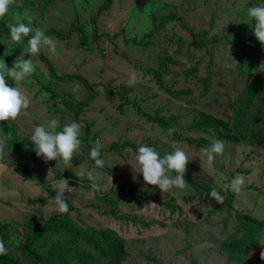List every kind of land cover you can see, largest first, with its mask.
Returning a JSON list of instances; mask_svg holds the SVG:
<instances>
[{"label":"rangeland","instance_id":"1","mask_svg":"<svg viewBox=\"0 0 264 264\" xmlns=\"http://www.w3.org/2000/svg\"><path fill=\"white\" fill-rule=\"evenodd\" d=\"M102 2L17 0L4 18L8 25L15 22L17 14L27 12L32 26L45 31L53 28L67 34L71 27L82 28L86 46L79 45L80 34L73 31L68 37L48 35L57 47L55 51L45 47L41 52L57 74H81L97 82L99 92L76 116L70 106L63 104L62 96L78 103L87 90L77 80H56L38 56L36 72L24 81L15 84L6 77L10 86L21 88L31 100L27 115L16 121H0V140L7 144L0 158V220L15 224L11 245L21 244L25 235L23 222L58 213L43 186L21 175L17 170L21 169L44 183L67 179L71 189L65 192V198L77 208L69 211L70 217L81 225L111 228L124 238L127 255L122 264H225L228 255L220 250L219 243L230 235L242 238L246 231L244 226L237 227L235 212L264 219V145L251 140L255 130L264 128V45L255 37L254 21L247 16L251 6L264 4V0H113L109 9L96 15ZM171 13L181 16L192 31L178 21H170L145 35L154 27L153 17L158 23ZM93 16H97L95 21ZM130 38L148 43L135 44ZM27 40L25 37L18 44L11 40L10 32H0V61L5 60L11 67L27 47ZM132 72L137 83L129 87L126 81ZM258 80L263 97L256 93L247 112L245 92L252 83L256 87ZM103 86L138 100L140 108L150 114L162 108L165 116L180 115L173 126L185 138L204 136L202 146L172 139L132 104L120 106L124 100L107 95ZM238 107L245 112L238 129H247L249 140L226 146L222 155H216L211 171L206 170V165L201 168L199 156L214 138L192 127V120L205 112L232 122ZM51 117L60 120L59 130L72 120L89 124V130L82 129L81 149L69 166L62 160L46 162L38 157L30 139L33 125ZM97 139L104 145L100 158L116 173L118 186L108 193L119 198L114 206L98 198L113 181L108 173L96 168L89 156ZM125 140L137 146H153L161 157L172 151L168 141L179 142L195 157L187 164L185 176L225 195L232 192L225 185L236 176H244L246 183L241 193L232 192V209L218 206L214 198L186 179L189 189L163 193L158 186L147 184L142 173L134 171L131 164H135L138 151L129 146L117 149L115 143ZM92 170L102 174V192L93 190L87 180V172ZM128 183L138 190L150 189L156 200L135 197ZM166 202L178 208L171 211ZM21 261L30 264L23 256Z\"/></svg>","mask_w":264,"mask_h":264},{"label":"trees","instance_id":"2","mask_svg":"<svg viewBox=\"0 0 264 264\" xmlns=\"http://www.w3.org/2000/svg\"><path fill=\"white\" fill-rule=\"evenodd\" d=\"M16 1L17 0H15V2ZM22 1L24 2L28 0ZM112 3L113 0H103V2L98 6L96 15L101 14L103 10L109 9ZM96 17L97 16H93L92 20L95 21ZM170 21H178L181 26L188 28L189 31H192L190 27L184 24L181 16L171 13L161 17L158 23H156L155 17H153L152 23L154 24V27L145 35L151 34L155 30H159L163 24ZM73 31H78L80 34L79 45L86 46V33L80 27H71L67 34H63L59 30L50 28L45 31V34L68 37ZM0 32H10L4 19L0 20ZM26 38L29 39L30 37ZM130 40L139 45H147L148 43V41H143V39L136 40L135 38H130ZM38 57L48 66L50 75L56 80L61 82L77 80L87 90L85 98L78 103L62 96L63 104L65 106H70L75 115L78 116L82 109L88 106L89 103L98 95L99 92L96 89L98 83L89 81L81 74H57L50 60L42 52H40ZM162 62V64L166 63L164 60ZM154 75L157 77L158 73L156 72ZM47 89L50 88L47 87ZM103 89L107 95H117L119 98L123 99L124 102H121L119 104L120 106L124 103L132 104L143 117H145L148 121L156 123L166 134L169 127H174L172 122L174 120L181 119L180 115L165 116L161 113L162 108L156 109L154 114H150L140 108L138 100L130 99L124 94V92L108 88L107 86H103ZM256 93L259 95L258 97H263L260 92L259 80L257 81L256 87H254V84L252 83V86H250L245 92V110H247V112L249 110L250 103L253 101V97L256 96ZM244 114L245 112L242 113L240 111V107H238L234 110L232 122H228L205 112H200L194 117L190 125L196 128V130L201 131V133L205 136L223 140L226 146H234L242 140H249V137L246 136L247 129L246 131L242 130V132H239L240 130L238 129V124L244 118ZM85 127L89 130V124L85 123ZM171 138L177 141L185 139L189 143L202 146V139L204 136H200L197 139L191 137L185 138L183 134L177 130L173 133ZM251 140L255 144L264 145V128L255 130L252 133ZM115 146L117 149L129 146L135 152L138 151L139 148V146L135 143L126 140L122 143L116 142ZM17 170L21 173V175L26 176L29 180L42 185L44 190L47 192V196L54 200L56 193L52 190L51 184L38 180L37 176H35L32 172L21 169ZM101 170L108 173L112 177L113 182L111 188L99 194L98 198L100 201L114 206L117 204L119 198H114V196L110 197L108 196V193H111L114 186H118L116 173L107 166ZM173 175H175V173H173ZM185 179L192 184L197 185L200 189L205 191L207 195H209L212 190L208 184L201 183L195 178L185 176ZM128 187L130 192L135 197H145L149 200H156V196L148 188L138 190L132 186L131 183H128ZM220 193L225 197V199L223 203L217 205L226 206L228 209H232V199L234 194L232 192H228L227 195L223 192ZM66 201L70 210L77 209L72 204L71 200L66 199ZM165 205L171 211H175L178 208L177 205L169 202H166ZM235 218L237 219V227L239 228L244 226L246 231L242 238L233 239L232 235H230L219 243L220 250L228 255L226 258L228 261H226L225 264H251V262H254V264H264V259H261L260 256V253L264 251V245L259 243L261 239H264V219H258L249 213L240 211L235 212ZM141 223L148 226L147 222ZM22 225L25 234L24 238L21 244L12 246L10 239L14 235L15 224L13 225V221L0 220V238L4 239L6 247L9 248L8 255L0 256V264H22L21 256L26 258L30 264H122L127 255L125 240L115 230L108 227L98 228L90 225H81L70 217L69 212L65 214H61L59 212L53 213L40 220L30 219L23 222ZM151 259L157 261V258L155 257Z\"/></svg>","mask_w":264,"mask_h":264},{"label":"clouds","instance_id":"3","mask_svg":"<svg viewBox=\"0 0 264 264\" xmlns=\"http://www.w3.org/2000/svg\"><path fill=\"white\" fill-rule=\"evenodd\" d=\"M15 3V0H0V20H3L10 11V6ZM247 16L254 21V35L264 45V4L251 6L247 10ZM27 20V22H25ZM10 38L16 43H21L25 37H30L27 40V47L23 48V52L17 57L11 67H8L5 60L0 61V121H16L21 115H27V110L30 107L31 100L25 91L16 86H10L6 77L11 78L15 84L22 82L30 77L37 70L35 58L40 54L41 50L47 47L49 50L55 51L57 45L52 37L45 34V28L33 27L32 19L29 13H21L15 16V22L9 23ZM25 54L29 58L25 59ZM137 83L135 72H132L129 79L126 81L127 86L134 87ZM78 87V86H77ZM84 123L75 120L66 122L62 130L60 120L56 117L47 119L45 123L34 124L30 133V139L34 143L36 155L42 157L44 161L62 160L64 165L69 166L73 160V156L77 155L81 149L82 129ZM177 129L169 127L167 135L171 137ZM172 151L163 157L153 146L141 144L138 152L135 154V164H131L134 171L142 173L143 180L158 188L163 193H168L172 189L187 190L190 185L185 180V172L187 164L195 157H191L189 152L179 142L168 141ZM7 144L0 140V158L3 157ZM104 147L101 140L97 139L94 146L91 148L89 156L95 162L97 169H102L106 166V161L101 157V149ZM225 142L220 139H211L208 148H205L199 156L201 168L211 171L214 167L216 155H222L225 150ZM70 168V167H66ZM175 173V175H172ZM79 175L83 176L81 172ZM103 177L100 172L95 170L87 172V180L91 183V188L97 192L104 190V185L101 183ZM246 183V178L238 175L233 178L230 183L226 184V188L236 194L242 192L243 186ZM53 190L56 194L54 202L57 206V211L61 214L70 211L68 203L65 199V192L70 191L71 187L67 179L51 181ZM209 197L214 198L218 204L223 203L225 197L213 188ZM264 245V239L259 241ZM9 253V248L6 247L3 238H0V256H6ZM261 259H264V251L260 253Z\"/></svg>","mask_w":264,"mask_h":264}]
</instances>
